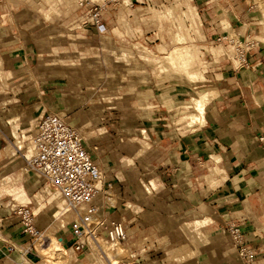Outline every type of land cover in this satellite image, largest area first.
I'll return each mask as SVG.
<instances>
[{"label": "crops", "instance_id": "1", "mask_svg": "<svg viewBox=\"0 0 264 264\" xmlns=\"http://www.w3.org/2000/svg\"><path fill=\"white\" fill-rule=\"evenodd\" d=\"M208 1L131 0L132 7L125 9L134 29L133 37L150 41V49L158 54L161 53L158 48H169L172 25L155 14L156 11L172 8L178 15L186 13L188 26L200 20L198 25L204 39L200 58L206 62L205 68L191 61L183 65L180 74H174L159 72L158 63L153 65L154 69L150 64H131L138 71L136 75L148 73L145 78H137L128 75L120 65L108 69L101 63L100 79L89 74L80 75L74 79V90L67 91L68 77L61 75L64 71L61 66L47 65L49 75L40 66V58L49 52L54 54V45H46L45 41L52 39L54 44V39L65 31L67 35L73 33L86 38L88 44L97 46L96 50L103 45H118L125 37L112 30L117 25L120 10L114 9L104 15L112 37L103 41L98 40L91 29L81 27L73 17L68 16L59 24L43 18L38 21L25 3L14 6L7 0H0V8H3L0 11V55L4 63L0 75V102L9 98L18 100L16 105H0V132L9 137L7 119L15 114L35 118L49 111H64L71 125L78 130L85 128L83 136L91 134L87 146L102 170L105 191L118 189L115 194L118 203L114 206L107 200V194L93 200L105 224L109 226L113 219L123 217L132 219L138 228L160 233L191 218L208 216L214 224L208 231L213 234L214 226L224 233L227 224L243 221V232L257 250L256 259L264 264V142L258 139L264 135V42L250 53L251 64L261 63L256 68L236 69V61L215 55L211 50L218 44L226 48L224 37L242 38L254 32L255 24L262 26L264 0H219L216 5H213L215 0L213 4ZM194 7L195 13H191ZM3 11L8 17H3ZM148 19L155 21L150 23ZM35 62L36 75L33 72ZM187 70L203 71L206 83L189 79ZM110 72H114L113 76ZM28 80L31 83H26ZM34 81L36 93L30 94L27 87ZM127 88H134V93L129 95ZM195 89H216L219 95L206 108V123L186 124L181 133L174 120ZM112 103H118L117 109L111 107ZM16 118L21 119L20 116L11 119L15 121ZM142 129L149 134V147L139 158L136 153L141 146L135 139L142 137ZM6 144L5 138L0 137V179L7 173L20 174L22 185H18V181L16 184L33 198L42 182L35 175L23 172L24 164L20 170L16 168L19 156L2 153ZM211 154L221 156L227 171L223 185L217 188L198 180ZM152 177L158 183V192L152 189L147 196L141 180L147 182ZM5 199L8 198L0 196V201ZM127 202L142 210L135 215ZM5 210L6 207L0 205V264H37L29 251L23 254L24 244L21 243L29 235L22 233L20 217L18 219L12 211L14 217H9ZM225 234L230 240L229 234ZM62 239L64 244L69 240L65 236ZM167 246V243L156 245L154 250L158 252L150 250L141 254L136 259L137 264H149V261L162 264L159 256H156L158 263L150 259ZM236 259L235 254L231 264H235ZM89 261L94 264L92 259ZM198 261L200 264L209 262L204 255L199 256Z\"/></svg>", "mask_w": 264, "mask_h": 264}, {"label": "bare ground", "instance_id": "2", "mask_svg": "<svg viewBox=\"0 0 264 264\" xmlns=\"http://www.w3.org/2000/svg\"><path fill=\"white\" fill-rule=\"evenodd\" d=\"M9 1L13 2V4L14 3L19 4L21 2L25 4L28 3L29 8H31L30 11L33 14L36 13L40 15V16L39 15L35 16L36 20H38L39 18H48L49 20H52L51 18L58 17L60 15L61 17L68 16L69 14L73 13V11H75L76 9L80 7V2H81V0H41L40 2H37L36 0H9ZM94 1H97V0H94ZM130 1L131 0H123V6L128 5ZM62 3H64V6H66V8L63 10L60 9V6H59ZM195 11H196V8L194 7L192 11L190 12L195 13ZM155 14L161 15V18H163L164 20H169L172 25V38L169 42V46L171 48L170 50H167L165 46H162L159 48L161 52L163 51V55L160 56L159 59L156 58L158 60L157 62L158 70L160 72L168 71L174 74H180L181 71H183L184 69L183 65L191 61H195V62L197 61V63L199 64L201 68H205L206 62H203L202 59L200 58L202 49L199 45L194 44V42L204 41L203 36L201 34L202 32L200 31L201 28H199L201 27L199 26L200 20L198 22L196 21V24L192 22L188 26L186 24V20L184 17L186 13H182L178 15L177 13L174 12L172 8H168L162 11H156ZM56 19L57 18H55L54 20ZM124 24L125 26L129 25L126 22ZM117 30L118 28H115L112 31L116 32ZM67 37L70 39L71 43L75 41L74 39L76 38L75 34L73 33H69L68 35H66V38ZM254 38L257 41L262 42V40H260V37L254 36ZM133 45H134L133 47L138 46L136 44H133ZM55 47H59V46H55ZM143 47L142 49L145 48ZM94 49L95 48H87L86 51H89V53H92ZM142 49L140 48V50ZM145 49L147 52H150V50L148 51L147 48ZM211 50L215 55H218V56H223L227 53L229 54V56H231L228 51L227 53H225L226 50L221 45L220 46L216 45V47H212ZM229 50L231 51V49ZM62 52L66 53L67 51L62 49ZM129 53L130 51L128 52L127 50H124V49L119 50V54L117 55V52H116L115 53L116 56L115 57L113 56L115 59V62L119 64L120 66L121 65L123 66L125 64L126 66L127 65L130 66V61L132 60H130V58L129 59L127 58L129 56ZM147 56L148 54L146 56L140 54L141 58L147 59V61L148 60L152 61V59H150L149 57L147 58ZM132 59L134 58L132 57ZM63 66L67 67V65H63ZM134 69L131 68V70H134ZM128 75H131L130 69H129ZM134 75L136 74L134 73ZM186 75L189 79L193 81H199L202 79H204L205 82L207 81L204 75V72L201 70H189V71L187 70ZM133 90L134 89L130 88L126 92H128V94H132ZM218 95H219V92L216 89L196 90L191 95L188 103L184 104L180 108L181 114L174 121V125L180 126L183 123H186L188 126H193L195 124L204 125L206 123V120H205L206 108L208 105H210V103L215 98L218 97ZM8 100H10V98L6 99L2 103L0 102L1 105L2 104L4 105V103L5 105L8 104L7 103ZM147 107H148V104H147ZM25 119L26 120L24 121L23 124L20 118H16L15 121H13L12 119L7 120V123L10 126L9 134H8L9 137H7L6 135L0 132V137L5 138L7 142V144L2 150V153L6 155H16L18 151L25 150V156L28 159L34 154V148L31 142L29 141L30 135L34 128V120H33L34 118L29 117ZM141 134H142L141 138L135 139V141L139 143L141 146L140 150L137 151L136 153V157H139V158L143 155V153L145 152V149L149 147V143L147 141L149 139V136H148L149 134L144 129L141 130ZM84 138L88 140L86 137ZM16 162L17 163L15 164V166L16 168L18 167L20 170L24 162L20 157L19 159L16 160ZM203 166L205 168V172L203 173V176L201 178H203V180L205 181V183L209 185V187L217 188L223 185L222 183L227 178V171L222 164V158L220 155L211 154L209 157V161L204 163ZM17 181L20 182V174L17 176L16 180L9 178V182L11 183V185L9 186V191L13 195V198H14L13 200L19 206L18 209H16L13 212L18 213V211L20 210V206L34 204L33 209L35 210L37 208L40 209L38 213V220L35 222V226H37L38 229H45L48 227V229L44 231V233L42 232L43 234L40 235L45 244H41V242H38L39 238L41 241V237L39 236L37 237L38 241H36L38 245L35 244L37 245L36 246L37 250L40 252V256H41V259L43 260V263L44 264H72V260H73L72 249L70 247H66L64 243L61 241L62 237H57L56 233L60 231L61 229L65 228L66 225L74 219L75 217L74 209L71 206H69L68 203L64 199L58 200V202H54L55 201L54 197H59V194L56 191V189H54L47 181H44V180L42 181L41 183L42 187L37 190L33 198H30L25 193L24 190L20 189V187L16 184ZM147 182L141 181V185L145 188L148 194L147 196H149L152 193V189H155V190L157 189L156 185H158V183L156 184L153 178H149V181ZM156 191L158 192V190ZM115 192H116V188H111L106 192L107 200L113 206L115 203H118ZM95 197H100V193H98ZM14 201H11V202H14ZM127 206L131 207V209H133L135 213L138 211L140 212L142 210L141 209L142 207L140 208L136 204L127 202ZM210 222H211V218L208 216L193 218L190 221L188 220V221L183 222L178 227V232L172 235V241H175L178 244L166 250V252L163 254V257H162L163 261L161 262L162 263L164 262L165 264H200V262L198 261V257L201 255H204L208 259L209 264H231L233 263L232 256H234L235 249L233 250L232 248H230L231 245L229 244V239L227 238V235L223 233V234H214L210 236V234L204 231L205 227H207ZM126 230L130 236L124 242L112 243V242L106 241V239L100 240V243L103 246V249L104 247L109 248L108 253L109 255H111V257L106 253L108 257L110 258V261L108 264H113L111 260L112 256L119 254V257H123V256L128 257L131 255L130 250L133 248L135 249L137 248L136 245H138V249H139L140 247L139 244H143L144 241L146 243V240L148 239L150 240V238L146 239L145 236H144L145 239L144 238L142 239L141 237L138 238V240L136 239L137 232L143 233L142 230H140V228L138 227L136 228L127 227ZM149 234H151L150 231H149ZM155 236L158 237V235H155ZM149 240L148 242L151 241ZM168 240H169V237L164 236L161 242L163 244V243H166V241ZM154 241L156 242L160 240H154ZM41 245H43L44 247ZM152 247L150 243V245L148 244L147 249H150ZM141 248L142 246L140 247V249ZM131 264H134V263L131 262Z\"/></svg>", "mask_w": 264, "mask_h": 264}, {"label": "built area", "instance_id": "3", "mask_svg": "<svg viewBox=\"0 0 264 264\" xmlns=\"http://www.w3.org/2000/svg\"><path fill=\"white\" fill-rule=\"evenodd\" d=\"M208 3L213 4L214 0H209ZM131 7V1L123 6V0H81L75 21L81 27L91 29L98 40L108 41L112 37V31L106 24L104 15L114 9ZM124 37L127 43L136 40ZM146 41L151 44L147 39ZM217 41L219 39H216ZM222 41L231 49L232 57L238 61V66L234 65L236 69L249 66L256 68L261 64L258 61L251 64L249 61L250 53L262 43L261 41L250 35L242 38L224 37ZM34 120L36 123L29 139L34 154L28 159L22 150L17 152L24 162L23 172L35 175L40 182L47 181L56 189L59 199H64L74 209L75 217L66 225L69 240L64 245L70 247L77 255H92L95 264H108L110 258L100 240L124 242L130 236L127 227L136 228L134 221L120 217L113 219L108 226L100 218L99 206L94 204L93 200L98 193L104 196L107 192L102 184V170L90 153L87 140L66 120L65 115L49 111L41 113ZM258 139L264 142V135ZM16 214L20 217L22 233L29 235L31 241H34L41 231L34 226L29 205L20 206ZM243 227V221L231 222L224 227L235 249V264H260L256 259L257 250L250 245ZM130 251V256L120 257L117 262L125 264L131 261L136 264V259L143 251L135 248Z\"/></svg>", "mask_w": 264, "mask_h": 264}, {"label": "rangeland", "instance_id": "4", "mask_svg": "<svg viewBox=\"0 0 264 264\" xmlns=\"http://www.w3.org/2000/svg\"><path fill=\"white\" fill-rule=\"evenodd\" d=\"M8 1V3L9 4H11V5H14V6H18V5H20L21 3H23V2H21V3H19V4H16V3H14L13 4V2H10L9 0H7ZM41 1V0H40ZM218 2H219V0L216 2L215 1V3H217L218 4ZM16 4V5H15ZM26 5H28V10L30 11V9L31 8H29V4L28 3H26ZM60 6V9H65L66 8V6H64V3H62V4H60L59 5ZM80 8V7H79ZM78 8V9H79ZM2 9L3 8H0V11H2ZM78 9H76L75 11H73V13H71V14H69L68 16L69 17H73L74 19H75V17L77 16V11H78ZM126 9V8H125ZM125 9H121L120 10V17H118V23H117V25H116V27L115 28H118V30L116 31V32H119V33H121L122 32V35H123V37L124 36H127L128 38H134L133 36H134V29H133V27H132V25L130 24V22H129V20H128V18H127V16H126V13H125ZM31 12V11H30ZM2 14H3V17L4 18H6V17H8V15H7V13L5 12V11H3V12H1ZM36 13H34V17L35 16H37V15H39V14H36ZM40 16V15H39ZM68 16H62L61 17V15L60 16H58V17H53V18H51L52 20H49L48 18H43V19H45L46 21H49V22H52V23H55V24H59V23H61L62 21H63V17L64 18H66V17H68ZM60 17V18H59ZM36 18V17H35ZM55 18H57L56 20H54ZM149 21L148 22H150V23H153L155 20H152V19H148ZM127 23V24H129V25H127V26H125V24L124 23ZM261 22L263 23L262 24V26H257V28L254 30V32L253 33H251V34H247V35H250V37H254V36H258V37H260V40H262V42H264V19L263 20H261ZM28 26H31V24H29ZM116 32H113V33H116ZM62 35V36H61ZM60 35V37H58V38H55L54 39V44H52L53 43V40L51 39V40H46L45 42H46V45L49 43V44H51V45H54V48H53V53L54 54H52V53H50L49 52V54H47V55H45V56H43L42 58H40V61H39V63H40V66H42V67H44L45 69H46V72H45V74L46 75H49L50 73H48V71H47V69H48V66L47 65H49V64H54V65H57L55 68H58V66H61L60 68L61 69H64V71L63 72H61V75H64L65 77H68V82H66L67 83V85L65 86V88L67 87V91H70V90H74V87H75V84H76V81L74 80L75 78H77V77H79L80 75L82 76V75H92V76H94V77H96V78H101L102 77V72H101V67H100V64L102 63V64H105L107 67H109L108 69H112L111 67L112 66H116V65H119V64H117L116 62H115V59H114V57L116 56L115 55V53L117 52V55L119 54V50H127L128 52L130 51V53H129V56L127 57L128 59L130 58V60H132V61H130V65L131 64H140V63H143V64H150V68H153L154 69V67L155 66H153V65H155L157 62H158V60L156 59V58H158L159 59V57L160 56H162L163 55V51L161 52L160 50H159V48H158V50L161 52V53H155L154 51H152L151 49H150V43L149 42H147L146 41V39H144V40H139V39H137L136 38V40L135 41H133V42H131V43H127V40H126V38H123V40H120V42H119V44L118 45H113V47H108V45H103V48H100L99 50H96V49H94V51H92V53H89V51H86L87 50V48H97V46L96 45H92V44H88L87 43V39L86 38H84V37H78V35H75V41H73L72 43L70 42V39L67 37L66 38V35H67V33L65 32V31H63L62 32V34ZM246 35V36H247ZM171 38H172V36H171ZM259 39V38H258ZM171 40V39H170ZM103 41H105V40H103ZM105 43V42H104ZM107 43V42H106ZM105 43V44H106ZM147 43V44H146ZM149 43V44H148ZM131 44H132V46H131ZM133 44H136V45H140L139 47L138 46H136V47H133L134 45ZM194 44L195 45H199L200 47H201V49H204V47H203V44H202V42H194ZM223 46L222 44H219V45H217V46ZM55 46H59V47H55ZM147 48V50L149 51L150 50V52H147L146 51V49L144 48ZM61 47V48H60ZM142 47L144 48V49H142ZM213 47H216V46H213ZM224 47V46H223ZM140 48L143 50H140ZM170 46H169V48L167 49V50H170ZM62 49H64L65 51H67L66 53H63L62 52ZM102 49V50H101ZM226 51H225V53H227V51L230 53V55L232 56V52L229 50L230 48H228V47H226V48H224ZM137 51V52H136ZM146 51V52H145ZM151 51H152V53H151ZM139 52V53H138ZM138 53V54H137ZM146 53V54H145ZM140 54H142V55H147L148 54V56H147V58L149 57L150 59H152V63L148 60L147 61V59H144V58H141L140 57ZM154 54V55H153ZM136 55V56H135ZM114 56V57H113ZM153 56V57H152ZM158 56V57H157ZM223 56H228L229 58H233V57H231V56H229V54L227 53V54H225V55H223ZM132 57L134 58V59H132ZM152 57V58H151ZM42 59V60H41ZM157 60V61H156ZM233 61H237V60H235L234 58L232 59ZM147 61V62H146ZM203 61V60H202ZM203 62H205V61H203ZM37 64V62H35L34 63V67H36L35 65ZM236 64H239L238 63V61L236 62ZM63 65H67V67L66 66H63ZM124 66V68H125V70L127 71V73L129 74V69H130V74L132 75H134V73L135 74H137L138 73V71L136 70V69H134L132 66H126V64L125 65H123ZM122 65H121V67H123ZM126 66V67H125ZM73 67H76V69L75 68H73ZM87 67V68H86ZM90 67V68H89ZM128 67H129V69H128ZM158 67V66H157ZM131 68L132 69H134V70H131ZM128 69V70H127ZM158 69V68H157ZM3 70H4V63H3V58L1 57V55H0V75L2 74V72H3ZM36 70H37V67L35 68V70H33V72L35 73V75L37 74L36 73ZM91 71V72H90ZM135 71V72H134ZM132 72V73H131ZM160 72V71H159ZM111 74V76H113V73L114 72H110ZM148 75V73H143V74H138V75H136V77L138 78V76H142V77H140V78H145L146 76ZM128 78V77H127ZM124 79H126V78H124ZM200 81H202V82H205L204 81V79H202V80H199V81H197V82H200ZM35 82L36 81H34L30 86H28L27 88H28V93H36V85H35ZM26 83H31V80H28V81H26ZM206 83V82H205ZM26 86V85H25ZM64 88V89H65ZM135 88V87H134ZM134 88H132V89H134ZM0 91H1V89H0ZM31 91H33V92H31ZM133 93H134V90H133ZM132 93V94H133ZM132 94H129V95H132ZM6 98H8V97H6ZM5 98V99H6ZM8 104H13V105H16V104H18V100H16V99H14V98H12V99H10V100H8V102H7ZM185 104H187V102L185 103ZM1 105V104H0ZM4 105H5V103H4ZM7 105V104H6ZM118 105V103H112L111 104V107H113V108H116L117 109V106ZM209 106V105H208ZM149 107H151L150 105H148V108ZM57 113H60L61 115H65L66 114V112H64V111H56ZM181 114V111H178L177 112V117L179 116ZM14 116H20L21 117V122H22V124L24 123V121L26 120L25 119V117L23 118V116L22 115H19V114H15V115H13L12 117H10V118H8V119H11V118H13ZM69 115H67L65 118H67ZM177 117L175 118V120L177 119ZM7 119V120H8ZM34 120V119H33ZM174 120V121H175ZM35 120H34V125H35ZM9 125V124H8ZM184 126H186V123L184 124H182V125H180V126H176V127H178L179 128V131L181 132V133H184V131H183V127ZM84 130H85V128H81L80 130H78L79 131V133L83 136V134H86V132H84ZM7 133L9 134V128L7 129ZM88 135V136H87ZM87 135H84V137H86L87 139H89L90 137H91V134H87ZM6 141V140H5ZM7 143V142H6ZM23 152H24V154H25V150H23ZM147 173V172H146ZM18 176V175H17ZM17 176H14V175H12L11 173H7V174H5L1 179H0V196H5V197H7L8 199H5V200H3V201H0V205H3L4 207H6V212H7V214H8V216L9 217H14V215H13V211H15L16 209H18V204L13 200L14 198H13V195H12V193L9 191V186L11 185V183L9 182V178H13V179H16L17 178ZM203 176V173L202 174H200L199 175V177H198V180L200 181V183L201 184H204V185H207V186H209L207 183H205V181L203 180V178H201ZM153 178V177H152ZM155 181H156V179L155 178H153ZM141 181H143V180H141ZM144 182H146V181H144ZM148 183V182H147ZM18 185H22L21 184V182L20 183H17ZM146 184V183H145ZM157 186V185H156ZM42 187V186H41ZM157 188H158V186H157ZM142 189H143V191L146 193V195H148L147 194V192H146V190H145V188L142 186ZM105 190V189H104ZM116 190L118 191V189L116 188ZM112 191V190H111ZM115 194H117V192H115ZM12 198V199H11ZM101 198H103V195L101 196ZM54 202H58V200H61V199H59V197H54ZM11 201H14V202H11ZM5 202H7V203H5ZM96 202V201H95ZM30 205H32L31 206V212H32V215H33V219H34V223L38 220V213H39V210L40 209H33V207H34V204H30ZM41 209H42V207H41ZM10 211H12L13 213H11ZM16 215V214H15ZM18 219H19V216H18ZM193 218H191V219H189V221L190 220H192ZM188 221V220H187ZM213 223V220L211 219V222L209 223V225L207 226V227H205V229H204V231L205 232H207L208 234H210V236H212V235H214V234H223V232L221 233L220 231H218L217 230V227L216 226H214L215 227V231H214V233L212 234V233H210V230L208 231V229H209V227H212L214 224H212ZM182 223H178V225L176 226V227H173V229H168L167 231H165V232H157L156 230L154 231L153 229H147V230H145V229H142V228H140V230H142V232L144 233V235H143V233H139V232H137L136 234V239L138 240V238H144L145 239V237H146V239H148V238H150V242H148V240H146V243H145V241L143 242V244H139L140 245V247L142 246V248L140 249V247H139V249H138V245H136L137 246V250H140V251H142L143 250V253L145 252V251H150V250H153V253H157L158 252V250H154V249H156V245H160V244H162V238L164 237V236H168L169 237V240L168 241H166V243H167V247H165V248H161L160 249V253L159 254H157V255H153V257L150 259V260H155V262H157L158 260L156 259V256H159V260H161V261H163V258H160V256H162L163 257V254L166 252V250H168V249H170V248H172L173 246H175L176 244H178L177 242H175V241H172V235L173 234H176L177 232H178V227L181 225ZM36 228H37V226H35ZM48 229V227L47 228H45V229H38V230H40L41 231V234L40 235H42L43 233H44V231H46ZM145 231V232H144ZM149 231H150V233L151 234H149ZM43 232V233H42ZM153 232V233H152ZM156 232V233H155ZM148 234H149V236H148ZM224 234H225V232H224ZM39 235V237H41ZM152 236V238H151V236ZM155 235H158V237L157 236H155ZM56 236L57 237H66V238H69V236L67 235V230H66V227L65 228H63V229H61L60 231H58L57 233H56ZM145 236V237H144ZM156 237V238H155ZM161 238V239H160ZM171 238V239H170ZM228 238V237H227ZM31 237H29V236H27V240L26 241H23L21 244L23 245L24 244V246H23V254H25L27 251H29V255H31V256H33L35 259H37V264H44L43 263V260L41 259V256H40V252L37 250V245H38V243L36 242V241H38V239L36 238L34 241H31ZM44 239V238H43ZM136 240V241H137ZM154 240H160V241H154ZM61 241L63 242V239H61ZM154 241V242H153ZM27 242H31V243H29V244H26ZM38 242H41V244H45L44 242H43V240H42V237H41V241H40V238H39V241ZM150 243H151V247L152 248H150V249H147V246H148V244L150 245ZM153 243V244H152ZM26 244V245H25ZM35 244H37V245H35ZM146 244V245H145ZM155 244V245H154ZM41 246H43V245H41ZM145 246V247H144ZM44 247V246H43ZM230 248H232L233 250H234V247L231 245L230 246ZM31 249V250H30ZM108 249L109 248H106V247H104V250L106 251V253L109 255V253H108ZM30 252L32 253V254H30ZM72 253H73V260H72V264H90L91 263V261H89V258H90V260L92 259V263H94L95 264V261H93V257H92V255H88V254H86V255H77L73 250H72ZM118 255V254H117ZM234 255H235V250H234ZM110 257H111V255H109ZM123 256V255H122ZM124 257V256H123ZM205 257V256H204ZM234 256H232V258H233ZM118 259H120V257L118 256V257H116V256H112V262H113V264H120V263H118L117 261H119ZM131 262V261H130ZM125 263V264H131V263ZM152 262L153 261H149V264H152ZM208 262V261H207ZM158 263V262H157ZM160 263V262H159ZM162 263V262H161ZM124 264V263H123ZM136 264H137V262H136ZM162 264H165L164 262L162 263ZM208 264H209V262H208Z\"/></svg>", "mask_w": 264, "mask_h": 264}]
</instances>
